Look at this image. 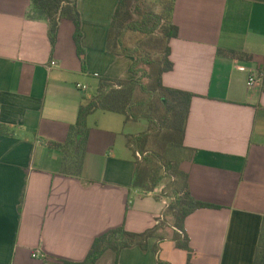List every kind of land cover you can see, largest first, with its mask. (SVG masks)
Listing matches in <instances>:
<instances>
[{"label":"crops","instance_id":"obj_1","mask_svg":"<svg viewBox=\"0 0 264 264\" xmlns=\"http://www.w3.org/2000/svg\"><path fill=\"white\" fill-rule=\"evenodd\" d=\"M118 3L77 0L84 66L72 20L62 19L53 47L48 21L28 17L31 0H0V123L13 127L0 135V264H44L32 256L37 249L81 261L102 233L119 226L142 233L164 220L159 188L133 186L128 136L147 122L102 109L90 115L81 178L61 172L64 153L54 146L100 77H133L134 59L107 50ZM172 20L174 68L163 83L194 94L183 142L191 156L180 169L195 199L218 208L186 217L191 251L177 246L179 229L169 223L147 250L126 248L117 263L108 250L97 264H264L255 261L264 222V0H174ZM261 70L259 83L248 85Z\"/></svg>","mask_w":264,"mask_h":264},{"label":"trees","instance_id":"obj_2","mask_svg":"<svg viewBox=\"0 0 264 264\" xmlns=\"http://www.w3.org/2000/svg\"><path fill=\"white\" fill-rule=\"evenodd\" d=\"M169 3L166 12L162 14L147 7L146 0H119L109 31L107 50L110 53L126 55L134 59L131 68H129L133 77L129 79L100 77V85H98L96 94L89 99L85 98L80 104L78 119L69 127L67 139L62 143H54V146L64 153L61 165L63 174L77 178L84 175V158H86L91 134L87 122L89 116L100 109L121 113L127 121H145L150 127L148 131L128 136L127 145L137 157L136 174L133 181L135 188L147 192L154 191L164 178V175L161 174L162 166L158 163V160H161L160 154L156 151L152 153L149 150L153 142L151 141V137L154 135L153 128L158 124L161 129L165 130L167 139L176 142V146L184 151L185 157L191 156L183 142L189 108L194 94L166 87L162 79L164 73L174 68V63L171 60L170 41L177 37L179 32L178 26L172 20L174 0ZM79 12L77 0H31L28 17L48 21L49 36L53 47L57 43L62 19L72 20L76 26L74 37L78 46L77 51L85 66L86 51L81 44L82 21ZM127 33L138 36L142 34L149 39L157 34L160 35L157 40L160 55L158 60H154L150 52H142L139 44L128 45ZM220 53L243 57L236 50H222ZM143 65L157 66L158 68H155V73L152 74L144 70ZM152 77H155L153 84L144 81L146 78L151 79ZM12 133V126L0 123V135ZM138 153H141L143 157H139ZM164 163L167 168L174 170L175 180L180 186L178 197H175V202L171 205L175 211L173 224L179 229V232L174 235V239L178 247L191 251L184 225L186 217L198 209L218 208V206L195 199L189 187V174L180 169V163H176V166H173V163ZM161 222L142 233L129 231L124 226L113 228L95 238L85 259L68 261L45 256L44 264H97L101 256L108 250L116 254L117 263L120 251L126 248L139 246L147 250L148 240L160 229ZM255 261L264 263V222Z\"/></svg>","mask_w":264,"mask_h":264},{"label":"rangeland","instance_id":"obj_3","mask_svg":"<svg viewBox=\"0 0 264 264\" xmlns=\"http://www.w3.org/2000/svg\"><path fill=\"white\" fill-rule=\"evenodd\" d=\"M170 1L171 0H146V6L152 8L158 13L164 14L170 4ZM126 36H128V45L136 46L137 44H139L142 48V52H150L152 54L153 59L158 60L160 55L158 53L159 49L157 48V40L160 35L157 34L153 38L151 37L150 39L142 34L138 36L137 34L127 33ZM143 67L144 70L152 74L155 73V68H158L157 66L155 67L150 65H143ZM144 81L146 83L153 84L155 82V77H152L151 79L146 78ZM148 130H150L149 126H147L145 131ZM152 133H154V135L151 137V141L153 142L152 146L149 147V150L152 153L153 151H156L160 154L161 160L159 159L158 163L162 166L161 174L164 175L162 183L160 184V186H157L156 189L159 188L158 191L160 196H162V198H164L166 201L167 209L164 211V220L162 219L163 221L161 222V225L166 226L167 224L174 222L175 211L172 209L171 205H173V203L175 202V197H178V191L180 190V186L175 180L176 175L174 174V170H170L169 168H167L166 163L164 162H169L171 164L173 163L172 165L176 166V163L179 164L181 161H183V159L185 158V153L184 151H182V149H179L176 146V142L174 143L173 141L167 139L165 135V130L161 129L160 124H158L157 127L153 128ZM139 157L142 158L143 155Z\"/></svg>","mask_w":264,"mask_h":264},{"label":"built area","instance_id":"obj_4","mask_svg":"<svg viewBox=\"0 0 264 264\" xmlns=\"http://www.w3.org/2000/svg\"><path fill=\"white\" fill-rule=\"evenodd\" d=\"M51 65L52 66H56L57 65V62L56 61H52L51 62ZM242 70H246L247 67L246 66H241L240 67ZM263 75V70H261L258 74L257 73H253L251 72L250 75H249V79H248V85L250 86H255L256 84L259 83V79H261ZM139 156H141L140 153H138ZM33 258H39V257H45L44 254L41 253L40 250H35L32 254Z\"/></svg>","mask_w":264,"mask_h":264}]
</instances>
